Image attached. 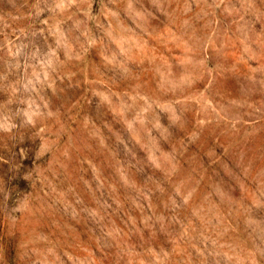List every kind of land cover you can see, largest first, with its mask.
<instances>
[{
	"label": "rangeland",
	"instance_id": "374dc122",
	"mask_svg": "<svg viewBox=\"0 0 264 264\" xmlns=\"http://www.w3.org/2000/svg\"><path fill=\"white\" fill-rule=\"evenodd\" d=\"M0 264H264V0H0Z\"/></svg>",
	"mask_w": 264,
	"mask_h": 264
}]
</instances>
